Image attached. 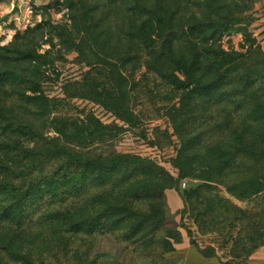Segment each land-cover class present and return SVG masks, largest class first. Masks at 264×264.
Returning <instances> with one entry per match:
<instances>
[{"label":"rangeland","instance_id":"374dc122","mask_svg":"<svg viewBox=\"0 0 264 264\" xmlns=\"http://www.w3.org/2000/svg\"><path fill=\"white\" fill-rule=\"evenodd\" d=\"M229 17L216 40L191 31ZM263 55L264 0H0V264H245L264 138L243 137L241 86L167 77L250 78L255 108Z\"/></svg>","mask_w":264,"mask_h":264},{"label":"trees","instance_id":"16d2710c","mask_svg":"<svg viewBox=\"0 0 264 264\" xmlns=\"http://www.w3.org/2000/svg\"><path fill=\"white\" fill-rule=\"evenodd\" d=\"M232 20H233L232 17H229L226 19L223 18L221 21L219 20L220 22L219 21L216 22L213 20L204 21V22H201L200 24L199 23L195 24V26L191 29V31L193 32L195 36H197V38H202V39L213 41V40H216V38H218V35L220 36V34L224 32L226 28H228ZM201 52L199 53L198 51L197 54L195 55L196 60H198L199 62H201V60L205 62V60L209 59L208 57L210 55H213V57L215 56V57L220 58L222 62L229 60L231 57V56L229 57V55L222 53V52L221 53H210V55H209V52L205 50L204 52H202V54ZM247 58L248 57L246 56L244 59L240 57L238 58V60L231 59L229 60V65L230 66L236 65L235 63L241 64V65L245 64L247 63ZM180 64H181V71L183 72L184 77H185V81H180L172 75H169L167 77L170 80V82H172V84L180 88H188L190 86H194L196 91L203 92V91H209L210 89H213L216 86L218 87L230 86V85L241 86L242 92L240 94L243 95L242 99L247 104V106L244 107L242 111V116L244 118L243 137L247 139L248 136L251 137V135L253 136L255 132H258L261 136V139L264 138V105L262 106L258 104L259 107L251 108L253 106V103H250L249 101V99L252 100L250 94H252V91H253L252 89L256 85L255 81H252V79L248 78L245 80L242 79L241 81L235 82L236 80L232 79L233 80L232 81L231 79H228L227 74H222L221 76L217 78L215 77L216 79H212V81L204 82L202 81L201 78L197 79L195 77V73L197 71H195L192 67H187V64L184 63V61H181ZM214 65L215 63L213 62L211 63V66L208 67L207 72L209 74L213 72ZM227 80H230V82L229 81L227 82ZM233 99H234V96H232V100ZM226 102L233 103V101H230V100H226ZM241 146L239 147L241 152L243 153L252 152V150H250V148L248 147V144L245 143V141H241ZM229 148H232V146H230ZM215 150L216 152L213 153V157H215V161L219 162L220 166H218V168H220V170H226L227 168H230L232 166V162H234L235 160L233 156L234 152L231 151V152L224 153L223 151L218 152L219 149H215ZM208 152L210 151L208 150ZM120 159H126V157H122ZM20 209L21 207L19 206V204H17L16 206L7 208V213L15 215L21 211Z\"/></svg>","mask_w":264,"mask_h":264},{"label":"crops","instance_id":"0c3cea01","mask_svg":"<svg viewBox=\"0 0 264 264\" xmlns=\"http://www.w3.org/2000/svg\"><path fill=\"white\" fill-rule=\"evenodd\" d=\"M245 264H264V246L252 252Z\"/></svg>","mask_w":264,"mask_h":264}]
</instances>
